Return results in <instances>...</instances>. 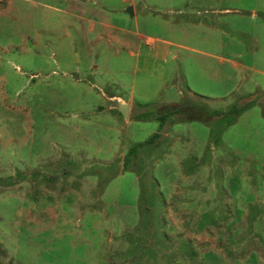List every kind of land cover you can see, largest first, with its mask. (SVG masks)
I'll return each mask as SVG.
<instances>
[{"label":"rangeland","instance_id":"1","mask_svg":"<svg viewBox=\"0 0 264 264\" xmlns=\"http://www.w3.org/2000/svg\"><path fill=\"white\" fill-rule=\"evenodd\" d=\"M0 264H264V0H0Z\"/></svg>","mask_w":264,"mask_h":264},{"label":"trees","instance_id":"2","mask_svg":"<svg viewBox=\"0 0 264 264\" xmlns=\"http://www.w3.org/2000/svg\"><path fill=\"white\" fill-rule=\"evenodd\" d=\"M251 105L252 103L234 102L222 109H212L202 103L184 102L175 109L160 111L153 118L151 110L138 113L133 119L138 121L154 120L158 124V129L155 134L151 135L144 142L129 147L122 160V169H129L132 159L136 157L138 150L143 147H153L156 145L157 140L162 139V135L166 133L167 128L176 122L199 121L211 124V120H213L214 122L223 123L225 127H228L240 113ZM163 108L166 109V106H163ZM19 177L22 178L23 176Z\"/></svg>","mask_w":264,"mask_h":264},{"label":"water","instance_id":"3","mask_svg":"<svg viewBox=\"0 0 264 264\" xmlns=\"http://www.w3.org/2000/svg\"><path fill=\"white\" fill-rule=\"evenodd\" d=\"M124 12L127 13V14H132L130 7L125 8ZM116 110L122 116V118H126L127 117L128 106L126 104L118 103L117 107H116Z\"/></svg>","mask_w":264,"mask_h":264},{"label":"crops","instance_id":"4","mask_svg":"<svg viewBox=\"0 0 264 264\" xmlns=\"http://www.w3.org/2000/svg\"><path fill=\"white\" fill-rule=\"evenodd\" d=\"M146 41H153L152 39H150V38H146Z\"/></svg>","mask_w":264,"mask_h":264}]
</instances>
